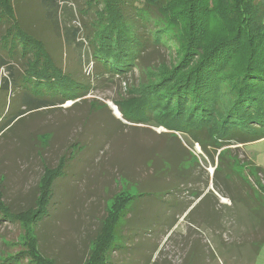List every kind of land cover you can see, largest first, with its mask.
<instances>
[{
  "label": "trees",
  "instance_id": "trees-1",
  "mask_svg": "<svg viewBox=\"0 0 264 264\" xmlns=\"http://www.w3.org/2000/svg\"><path fill=\"white\" fill-rule=\"evenodd\" d=\"M39 1L41 34L33 20L20 16L13 0H0L1 136L31 114L52 112L69 100L74 111L79 101L86 102L83 97L90 84L79 79L76 65L88 58L97 83L117 78L126 84L123 96L113 100L126 122L116 119L118 123L154 134V129L163 127L166 131L158 137L176 140L192 161L189 168L199 163L181 142L190 147L197 143L202 159L215 165V189L232 204H243L257 225L264 221V186L257 181L251 185L236 170L243 165L236 161L238 146L264 139V0ZM51 35L68 51L50 41ZM71 46L80 53L69 61ZM160 49L165 51V60ZM89 106L93 110L109 107L97 99H92ZM36 138L42 173L29 205L15 210L4 201V176L0 173V222L18 224L24 230L22 246L13 253L2 251L0 264H57L43 253L37 229L34 233L33 228L52 215L55 183L66 179L67 168L86 146L78 141L70 143L56 164L49 166L41 149L52 138L49 133ZM148 153L154 159L156 152L150 149ZM97 158L88 165L97 163ZM189 159H170L164 169L159 157L150 159L151 163L147 159L137 174L148 169L159 174L174 170L179 171L176 177L190 179L191 169L186 165ZM78 162L80 168V158ZM249 166L252 177L264 182V168L252 161ZM115 170L114 182L120 190L106 200L105 215L81 264H114L112 253H117V244L127 236L121 229L128 216L136 214L135 199L153 192L139 177ZM174 185L162 186L163 191L157 195L163 205L168 203L165 198L179 188ZM132 190L135 193L131 194ZM190 190L200 204L209 200L211 211L205 223L210 227L216 212L212 199L216 196ZM253 229L255 238L257 230ZM260 241L262 246L264 237Z\"/></svg>",
  "mask_w": 264,
  "mask_h": 264
},
{
  "label": "rangeland",
  "instance_id": "rangeland-1",
  "mask_svg": "<svg viewBox=\"0 0 264 264\" xmlns=\"http://www.w3.org/2000/svg\"><path fill=\"white\" fill-rule=\"evenodd\" d=\"M40 4L39 0H13V6L20 16L33 20L38 27L37 32L41 34L44 30ZM50 41L62 51H68L64 43H58L52 35ZM79 53L77 48L71 46L69 61ZM160 53L165 60V51ZM155 54L162 58L160 54ZM77 65L76 68L80 70L79 79L90 84L83 97L86 102L79 101L74 111H71L73 101L69 100L52 112L43 110L31 114L5 136L0 135L3 199L15 210L23 209L31 203L42 173L41 162L36 153V150H40L37 135L49 133L52 138L41 149V156L49 166L56 164L59 156L66 153L70 143L78 141L86 146L67 168L68 175L63 177L66 179L55 183L52 199L55 207L50 208L52 215L45 218L38 228H33L34 233L37 229L43 253L54 258L57 264H81L98 222L105 215L106 200L120 190V185L114 182L117 168L121 174L139 177L149 183L153 194L135 199L136 214L129 215L128 222L121 229L127 236L126 240L122 239L117 244V253H112L114 264H264V244L259 246L264 237V221L257 225L255 219L251 220V211L243 204H232L215 189L212 182L215 165L202 159L200 146L196 143L190 147L181 142L199 163L189 168L192 161L176 140L167 136L158 137L166 131L163 127L154 129L157 135L146 130L129 129L126 127L130 125L116 121L117 118L109 107L103 110L91 109L89 102L92 99L106 105H115L113 100L123 96L126 84L117 78L97 83L92 74V61L88 58ZM1 73L5 74L4 71ZM238 147L236 161H242L243 165L236 170L251 185L258 182L264 186L263 181L252 177L249 166V161H252L264 168V139ZM150 149L156 152L154 159L153 154L148 153ZM182 156L189 159L186 165L191 169L190 179L183 180L182 175L181 179L176 177L175 174L179 171L174 170L159 174L148 169L141 171V175L137 174V170L146 166L144 161L147 159L151 163L159 157L164 169L170 165V159L177 162ZM95 157H98V162L88 165V161H96ZM79 158L80 168L77 167ZM73 173L80 176L74 174L73 179ZM167 184H175L174 187L179 188L165 198L168 205H163V200L157 195L163 191L162 186ZM190 189L194 193L201 191L204 195L210 192L216 196V200L212 199V207L216 212L213 211L210 227L205 223L208 212L211 211L209 200L200 204L199 198L191 197ZM130 193L135 192L132 190ZM221 198L227 201L221 202ZM253 227L257 230L255 238L252 234ZM244 240L248 243L245 244ZM23 241L24 230L20 225L0 222V260L3 258L2 251L13 253L19 250ZM257 248L258 253L255 254Z\"/></svg>",
  "mask_w": 264,
  "mask_h": 264
},
{
  "label": "water",
  "instance_id": "water-1",
  "mask_svg": "<svg viewBox=\"0 0 264 264\" xmlns=\"http://www.w3.org/2000/svg\"><path fill=\"white\" fill-rule=\"evenodd\" d=\"M107 105L112 109L113 114H114V116H115L117 119H119V120H121L122 122L126 123V122L122 119V115H121V113L119 112L118 108H117L115 105H113V104H111V103H108ZM220 201H221V202H226L227 199L221 198Z\"/></svg>",
  "mask_w": 264,
  "mask_h": 264
}]
</instances>
